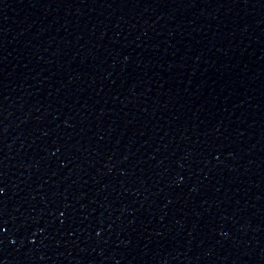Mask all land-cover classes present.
Wrapping results in <instances>:
<instances>
[{
  "label": "water",
  "instance_id": "obj_1",
  "mask_svg": "<svg viewBox=\"0 0 264 264\" xmlns=\"http://www.w3.org/2000/svg\"><path fill=\"white\" fill-rule=\"evenodd\" d=\"M0 264H264V0H0Z\"/></svg>",
  "mask_w": 264,
  "mask_h": 264
}]
</instances>
